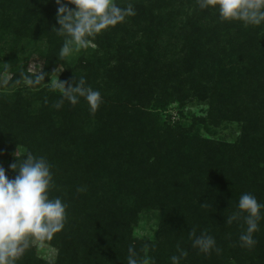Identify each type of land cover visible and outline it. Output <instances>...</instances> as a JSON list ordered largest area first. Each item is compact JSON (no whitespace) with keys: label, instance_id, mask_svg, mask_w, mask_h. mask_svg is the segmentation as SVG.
Masks as SVG:
<instances>
[{"label":"trees","instance_id":"trees-1","mask_svg":"<svg viewBox=\"0 0 264 264\" xmlns=\"http://www.w3.org/2000/svg\"><path fill=\"white\" fill-rule=\"evenodd\" d=\"M7 50L0 222L18 227L0 264H264V0H0ZM190 96L242 133L138 116Z\"/></svg>","mask_w":264,"mask_h":264},{"label":"rangeland","instance_id":"rangeland-1","mask_svg":"<svg viewBox=\"0 0 264 264\" xmlns=\"http://www.w3.org/2000/svg\"><path fill=\"white\" fill-rule=\"evenodd\" d=\"M113 0H100L103 5H110ZM86 6L82 5V12H85ZM167 43V42H165ZM94 45L93 43H90ZM70 51L73 53L72 49ZM9 51L0 52V91H10V87H7V83L11 78V74L1 70L5 66V55ZM20 56V55H19ZM28 63V70L34 74H40L44 68L43 60H40L37 56ZM63 67L60 66L54 71L50 80L49 86L59 85V80ZM168 99L169 103H165V108H162L160 104L152 102L146 107L138 108V116L145 119L146 124L151 127L155 125L158 118L159 125H166L177 127L178 129L188 131H198L197 133L208 139H224L227 142H234L238 136L242 133L243 122L240 120L235 121H222L220 124H214L210 117L212 106L209 101H199L195 96H190L186 99L180 100L177 98ZM166 101V102H167ZM135 108V107H134ZM133 112L134 109L130 108ZM142 111L143 113H141ZM186 130V131H185ZM182 132V133H184ZM153 142L155 140H152ZM146 146V144H144ZM0 167L5 169L8 167L7 160L0 159ZM1 187V182H0ZM6 204V197L0 192V220L2 218L4 206ZM37 221H42L41 215H36ZM157 220L154 216H146L142 218L135 229V234L138 237H145L152 239L157 230ZM18 225L8 226L3 222H0V251L9 248L12 239V233L16 230ZM35 251L40 258L47 261L54 262L57 256V249L51 245L39 240L33 242ZM30 252V251H29Z\"/></svg>","mask_w":264,"mask_h":264}]
</instances>
